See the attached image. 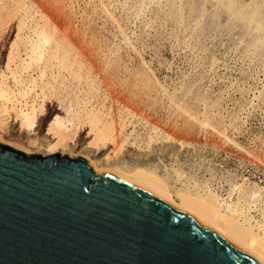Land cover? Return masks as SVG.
I'll list each match as a JSON object with an SVG mask.
<instances>
[{
    "label": "rangeland",
    "instance_id": "374dc122",
    "mask_svg": "<svg viewBox=\"0 0 264 264\" xmlns=\"http://www.w3.org/2000/svg\"><path fill=\"white\" fill-rule=\"evenodd\" d=\"M14 1L0 0V74L10 80L5 87L13 100L28 88H17L7 72L11 47L44 45L39 36L46 31L53 44L87 47L83 82L96 81L93 102L108 120L117 119V128L127 119L133 123L124 137L130 146L123 169H157L176 189L197 197L211 193L223 214L242 224L251 220L264 239V0H37L45 11L36 14L35 7L28 23ZM75 87L59 88L53 100L60 108L72 107ZM110 91L126 102L113 103ZM126 104L139 106L144 118Z\"/></svg>",
    "mask_w": 264,
    "mask_h": 264
},
{
    "label": "water",
    "instance_id": "95a60500",
    "mask_svg": "<svg viewBox=\"0 0 264 264\" xmlns=\"http://www.w3.org/2000/svg\"><path fill=\"white\" fill-rule=\"evenodd\" d=\"M0 264L262 263L122 176L1 140Z\"/></svg>",
    "mask_w": 264,
    "mask_h": 264
},
{
    "label": "bare ground",
    "instance_id": "6f19581e",
    "mask_svg": "<svg viewBox=\"0 0 264 264\" xmlns=\"http://www.w3.org/2000/svg\"><path fill=\"white\" fill-rule=\"evenodd\" d=\"M14 3L17 15L22 17V20L20 19L21 17L19 18L21 21L27 22L28 19H32L33 17L30 16V14L37 6H39L40 12L37 10L36 14L45 11V7L42 6L43 4L37 0H15ZM28 4H31L33 8L28 7ZM233 8L236 14L240 12L238 5H234ZM21 21L20 24L24 26L25 23L23 24ZM31 21L32 20H30V22ZM25 27L26 26H24V28ZM44 28L46 27L44 26ZM41 36L43 38H41ZM39 38L44 40V45L40 44L43 42H40L39 44L36 43V46L23 47V49L11 47L7 72L10 73L16 86L22 85V88H28L26 91H23L21 88L22 91L17 94L18 97L14 98L15 100L10 97V93L7 90L8 88L5 87V81L9 79L6 77V73L1 70L0 141L4 140L10 144L18 145L27 153H46L48 155L56 153V151L62 153L70 152L72 156L81 157L86 160L96 173L110 172L122 176L150 190L151 193L162 198L166 202L182 209L202 225L219 233L230 243L249 253L257 261L264 264V239H262L259 234L255 233V227L252 226L251 220H246V224H242L239 221L233 220L228 215L223 214L219 201L215 196L211 195V193L206 197H197L192 195L187 188H177V190L170 179L162 178L159 175L160 172L158 173L157 169L141 167V165L136 167L137 169L134 173H130L128 170L125 171V168L123 169L121 165L128 163L123 151H125V148L129 145V140H124V137L128 138L130 134L128 133L129 126L133 125V123L130 125L127 121L129 119H127L121 122V127L119 128L118 126V129L114 123L115 119L112 122L114 117L108 120L107 116L109 115L106 114L105 110L100 108L99 105L97 106L96 102H93L97 100V95L99 94L97 90H95L96 88H94V83L96 81L94 82L93 80L94 83L90 84L89 79H87L88 81L84 85L83 75L85 74L83 71L86 67L81 61V58H87L88 54L91 52L87 53V47L86 49L85 47H61L58 44H53L52 33L48 31L44 34L42 33V35L40 34ZM74 51L77 53L72 56ZM3 52L4 47H0V57H2ZM94 62L97 61L95 60ZM97 63L99 64V62ZM100 64L99 66L101 67L102 65ZM93 67L94 66H92V68L88 67V70H93ZM94 69L97 70V68ZM88 72L86 73L88 74ZM95 73H97V71ZM10 75L8 76L10 77ZM93 76L95 75L93 74ZM106 76H108V73H106ZM87 77L91 78V76ZM68 83L75 84L76 89L73 95L71 94L72 97L68 93V96L71 97L70 102L72 101V107L68 109L65 108L64 110L55 103L53 97L57 94L59 88L61 89L62 86H67ZM7 85L10 84L8 83ZM73 86L74 85H72V87ZM111 86L112 85L108 87ZM105 87L107 88V86ZM30 89V92L35 93V97L31 98V95L28 96ZM112 91H110V96L112 97L111 99L115 100L113 103L117 101L121 103L124 102L121 96L119 97ZM13 93H16V91ZM58 93H60V90ZM118 94L121 95L120 92ZM15 96L16 94L14 97ZM37 99H42V102L38 103ZM7 103L12 106L10 107ZM99 103L101 104V102ZM116 106L118 107V105ZM128 107L135 118L136 116H142L144 118L145 114H141L138 108L139 106L132 107L129 105ZM125 109L127 110V108ZM111 111H113V109H111ZM126 114H128V111ZM124 115L125 114L122 116L124 117ZM116 117L118 118V116ZM121 118L122 117H120V119ZM149 118L150 116H148V119ZM150 121L148 120L149 123ZM158 130H160V128ZM92 155H96L98 160H92ZM115 167H120L121 171L117 173V171H114ZM110 169L113 170L109 171Z\"/></svg>",
    "mask_w": 264,
    "mask_h": 264
}]
</instances>
